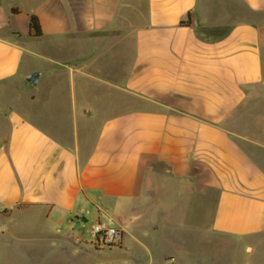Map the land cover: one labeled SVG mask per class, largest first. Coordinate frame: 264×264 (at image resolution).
<instances>
[{
  "label": "crops",
  "instance_id": "0c3cea01",
  "mask_svg": "<svg viewBox=\"0 0 264 264\" xmlns=\"http://www.w3.org/2000/svg\"><path fill=\"white\" fill-rule=\"evenodd\" d=\"M263 231L264 0H0V264H206Z\"/></svg>",
  "mask_w": 264,
  "mask_h": 264
},
{
  "label": "rangeland",
  "instance_id": "374dc122",
  "mask_svg": "<svg viewBox=\"0 0 264 264\" xmlns=\"http://www.w3.org/2000/svg\"><path fill=\"white\" fill-rule=\"evenodd\" d=\"M93 217V215L89 217L91 219L87 226L96 222ZM86 225H81L80 231H87L84 230V227L87 228ZM87 232L89 236V230ZM209 245H206L204 251L206 264H264V231L243 241L212 234ZM105 253L101 252L100 255L105 257ZM100 264L110 263L103 258Z\"/></svg>",
  "mask_w": 264,
  "mask_h": 264
},
{
  "label": "built area",
  "instance_id": "2783aa9c",
  "mask_svg": "<svg viewBox=\"0 0 264 264\" xmlns=\"http://www.w3.org/2000/svg\"><path fill=\"white\" fill-rule=\"evenodd\" d=\"M89 234L93 242L102 246L116 245L120 240V230L97 221L90 225Z\"/></svg>",
  "mask_w": 264,
  "mask_h": 264
},
{
  "label": "trees",
  "instance_id": "16d2710c",
  "mask_svg": "<svg viewBox=\"0 0 264 264\" xmlns=\"http://www.w3.org/2000/svg\"><path fill=\"white\" fill-rule=\"evenodd\" d=\"M12 10L14 11V9ZM28 30H29V34L34 37H38L42 34L38 17L34 14H30L28 16Z\"/></svg>",
  "mask_w": 264,
  "mask_h": 264
},
{
  "label": "water",
  "instance_id": "95a60500",
  "mask_svg": "<svg viewBox=\"0 0 264 264\" xmlns=\"http://www.w3.org/2000/svg\"><path fill=\"white\" fill-rule=\"evenodd\" d=\"M38 75H39V72L34 71V72H32L30 75H28V80H29L31 83H34V82L36 81Z\"/></svg>",
  "mask_w": 264,
  "mask_h": 264
}]
</instances>
